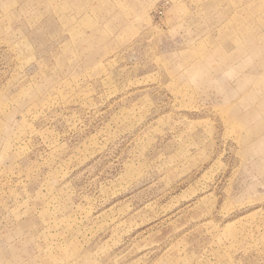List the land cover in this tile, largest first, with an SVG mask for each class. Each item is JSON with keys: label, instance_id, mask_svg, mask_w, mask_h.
I'll return each mask as SVG.
<instances>
[{"label": "rangeland", "instance_id": "374dc122", "mask_svg": "<svg viewBox=\"0 0 264 264\" xmlns=\"http://www.w3.org/2000/svg\"><path fill=\"white\" fill-rule=\"evenodd\" d=\"M0 264H264V0H0Z\"/></svg>", "mask_w": 264, "mask_h": 264}]
</instances>
